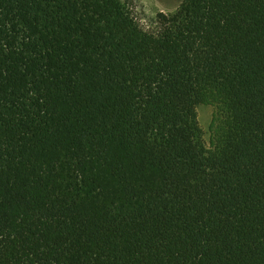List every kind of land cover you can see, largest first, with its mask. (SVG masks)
<instances>
[{
  "label": "trees",
  "instance_id": "trees-1",
  "mask_svg": "<svg viewBox=\"0 0 264 264\" xmlns=\"http://www.w3.org/2000/svg\"><path fill=\"white\" fill-rule=\"evenodd\" d=\"M133 1L0 0V264H264V0Z\"/></svg>",
  "mask_w": 264,
  "mask_h": 264
},
{
  "label": "rangeland",
  "instance_id": "rangeland-1",
  "mask_svg": "<svg viewBox=\"0 0 264 264\" xmlns=\"http://www.w3.org/2000/svg\"><path fill=\"white\" fill-rule=\"evenodd\" d=\"M183 0H134L133 9L145 29H157V15L159 13H174ZM216 107L211 104H201L197 107L198 118L203 129L204 139L208 147L211 146V124L216 113Z\"/></svg>",
  "mask_w": 264,
  "mask_h": 264
}]
</instances>
